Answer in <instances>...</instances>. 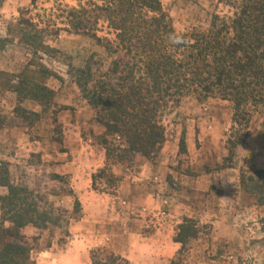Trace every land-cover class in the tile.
Segmentation results:
<instances>
[{
  "label": "rangeland",
  "instance_id": "obj_1",
  "mask_svg": "<svg viewBox=\"0 0 264 264\" xmlns=\"http://www.w3.org/2000/svg\"><path fill=\"white\" fill-rule=\"evenodd\" d=\"M161 2L173 19L178 33H185L192 27L206 28L214 13L228 12V8L220 4L219 0H161ZM77 4V0H40L37 6L33 7L29 0H0V38L7 40L5 43L4 40L0 42V65L19 70L8 73V77L0 75V92L10 90V86L16 85V76L26 71L38 82L55 88L57 90L55 97L58 100L81 101L91 108L81 97L75 79L69 72L72 67H85L92 55L95 56V61L104 64V69L109 67L111 59L108 51L91 37L69 34L63 30L66 22V13L63 12L66 8ZM27 18L33 19L45 29L44 41L59 50V53L44 56L41 53L37 57L34 56L33 50L22 39V34L30 31L25 26H20L21 20ZM100 25L102 26L101 23ZM57 28L62 30L58 32ZM21 29L23 33L20 32ZM104 30L103 28L98 34L106 35ZM43 66L48 68L52 76L41 72ZM8 78L9 87L4 82ZM48 108L46 106L45 110ZM62 108L63 105L60 103L53 112ZM90 110L93 113L92 109ZM233 114L232 105L219 98L199 100L195 95L184 97L179 107L164 120L167 140L157 157L151 161L139 158L132 164L113 166L115 176L121 178L119 184L112 180V184L116 186L108 183L111 171L105 175L98 173L105 166V149L100 145L97 138L99 135L82 122L79 124L82 126V140L79 141L84 145V150L81 148L79 152H72L69 147L72 146L73 139L69 142L66 140L64 125L58 123V127H55L49 139L53 143L51 151L50 147L44 153L36 148L33 155L22 157L20 163L10 162L11 164L3 161L4 159L1 158L4 157L0 156V161L8 163L10 174L14 178L11 177L13 182L32 194V200L39 206L40 212L48 213L49 223L46 229L30 225L21 232L25 236V240L22 241L31 249L27 264H93L94 260L96 263L109 262L114 254L106 245L91 246L96 238L100 239V236L108 242L106 229L93 228L92 231L89 228L78 229L79 234H74L72 227L85 215L84 201L76 191L70 176L56 173L54 164L61 161L52 159L50 152H68L67 159L77 158L80 163L78 167H85L82 169L85 170V178L86 173H89V184H81L83 191L88 189L98 198H107L117 211L127 212L125 216L127 229H138L139 239L152 235L154 230L152 216H143L136 211L131 213L133 210L129 212L128 209H124L126 206L122 204L123 199L117 197L120 196L123 181L129 180L141 185L142 173L145 172L146 166H151L152 163L158 165L156 161H160L156 171H150L154 174L153 179L150 180L155 188H158L162 203L164 202L160 210L166 212L171 208L170 199H176L174 202L176 205L182 202L188 210L187 214L179 218L180 224L184 218H190L195 222L196 231V236L189 238L185 245L181 246V250L170 264H262L258 258L260 255H257L256 251L259 244H262L260 233L264 231V219L251 217L250 207L253 203L256 204V201L242 191V177L247 176L244 172L250 174L262 168L246 166L237 172L241 197L234 198L226 195V192L236 190L230 186L236 172L229 169L236 168L244 158L247 162L253 159L260 162L264 157V133H262L264 106L252 113L248 130L240 126L233 128ZM35 119L36 117L32 115L26 121L33 122ZM190 131H194L192 149L188 145ZM30 135L34 139H42V134L30 132ZM241 136H245L244 142L236 145L231 151L230 141L236 143ZM182 139L186 144L185 151L180 147ZM248 140H251V145L249 142L246 143ZM241 145H248V149H241L243 147ZM8 151L14 152L12 149ZM93 175H97L98 189L92 186ZM161 185L163 187H160ZM6 192L7 189H0L1 195H5ZM202 208L204 210L210 208V213L201 214L203 210H199ZM94 209L90 211V215L99 216V209ZM34 218L43 225V218L39 217L38 213ZM216 222H223L231 225L232 228L216 229ZM234 225L236 228H233ZM122 229L117 231L124 232ZM177 229L176 227L175 236ZM82 232L85 233L84 236H79ZM94 236L97 237L92 241ZM217 238H222L225 243ZM72 242L74 245L67 259L68 245ZM229 251L234 252L237 259L226 258ZM128 262L133 264L129 260Z\"/></svg>",
  "mask_w": 264,
  "mask_h": 264
},
{
  "label": "trees",
  "instance_id": "obj_2",
  "mask_svg": "<svg viewBox=\"0 0 264 264\" xmlns=\"http://www.w3.org/2000/svg\"><path fill=\"white\" fill-rule=\"evenodd\" d=\"M29 1L36 7L40 0ZM77 1V6L63 12V30L91 37L108 51L111 59L104 69V64L92 55L85 67H72L69 72L93 111V121L104 128L97 138L105 149L106 162L98 173L111 171L109 184L112 180L121 182L113 166L157 157L167 140L164 120L184 97L195 95L199 100L219 98L229 102L234 112L233 128L245 130L252 113L264 106V0H219L228 8L226 14L214 13L206 28L192 27L185 33L177 32L161 0ZM20 26L30 30L22 34V39L34 56L59 53L46 44L45 29L33 19L21 20ZM103 28L106 35L100 36ZM170 36L185 43H173ZM40 70L52 76L47 67ZM16 78L13 87L9 78L4 82L15 90L20 101L32 98L44 104L54 102L56 93L34 76L22 71ZM17 112L25 120L38 116L21 107ZM247 135L236 143L230 141L231 151ZM180 147L185 151L184 139ZM8 167L7 162L0 161V189L8 191L0 194V264H27L31 249L22 241L25 236L21 232L30 225L46 229L48 213L40 212L32 194L13 182ZM244 173L247 176L242 177V191L264 206V170ZM96 177L93 175L94 189H98ZM36 213L43 218V225L34 218ZM194 236V220L184 218L174 241L184 246ZM93 264L129 262L112 254L109 262L94 260Z\"/></svg>",
  "mask_w": 264,
  "mask_h": 264
},
{
  "label": "crops",
  "instance_id": "obj_3",
  "mask_svg": "<svg viewBox=\"0 0 264 264\" xmlns=\"http://www.w3.org/2000/svg\"><path fill=\"white\" fill-rule=\"evenodd\" d=\"M15 72H19V70L8 69L5 68V66L0 65V74L2 76H8V73ZM15 84H17L16 81ZM47 86L50 88V85ZM50 89L55 93L57 91L55 88ZM54 98L53 103L44 104L43 102L32 98L20 101L15 90H3L0 92V156L4 157L1 158L4 159L3 161L20 163L22 157L33 155L36 148H39L40 151H43L44 153L47 151V148L50 147L51 151L53 143L51 140L49 141V139L52 137L55 127H58V123L64 125L67 135L66 140L69 142L73 139V144L69 147L73 153H75V151L79 152L81 148L84 150V145L79 141L82 140V126L79 125L81 122L87 124L89 128L93 129L94 133L98 135L103 134L104 128L93 121L94 116L90 110L91 108L86 106L84 102H73L72 100H58L57 97ZM60 103L63 105V108L60 111L53 112V109H55ZM46 106L49 107L48 110L50 111L45 110ZM18 107L36 113L38 116H36V119L33 122H28L17 112ZM75 123L77 125H75ZM30 132H36L38 135L42 134V139H34L30 135ZM193 132L190 131L188 133V145L190 146V149H192ZM262 133L264 132L262 131ZM217 134L218 131L216 130L215 135L217 136ZM248 142L250 143L251 140H248L246 143ZM65 143L67 142L65 141ZM243 145H241V147ZM8 149H12L14 152L8 151ZM241 149H248V145L243 146ZM3 151L5 153H3ZM68 155V152H50V157L52 159L61 161L54 164L56 173L60 175H69L74 182L76 191L84 201L85 215L72 227L74 234H79L78 229L85 230L89 228L90 231H92L93 228H104L107 230L106 235L109 236L108 242H105L101 236L99 240H97V236H94L92 237V241L95 238L96 240H94V243H92L91 246L98 247L106 245L114 254L128 259L133 264H170L179 253L182 246L180 243L174 241L176 232L175 228H178V225L181 223L179 218L187 214L188 209H185L186 206L182 202H179V204L176 205V203H174L176 202V199H170L172 206L169 207L171 208L166 212L160 210L162 209L161 206L163 207L164 202L162 203L159 195L160 192L157 191L158 188L156 189V186L152 184V180H150L153 179L152 177L154 176L150 171H156L157 166L160 165V161H156L158 165L150 163L151 166H146L145 172L142 173L141 178L143 184L141 183V185H139L138 183L129 180L123 181L120 187V196L117 197L118 199H123L122 204L126 206L124 209H128L129 212L133 210L131 213H135L136 211L140 212L143 216H152L151 222L154 229L152 235L148 238L139 239L138 236L140 235H138V229H127V224L125 222V216L128 214L127 212L122 211L123 213H121V211H117L107 198H98L94 193H90L88 189L83 191L81 184H89V173H86L87 177L85 178V170H82L85 167H78L80 163L77 158L67 159ZM246 166H248V168L250 166L258 167L264 170V157H262V161L260 160V162H256L254 159L251 160V162H247L244 158L236 168L229 169L236 172L233 176L234 179H232L230 184V186L234 187L236 190H229L226 192V195L233 196L234 198L241 197L240 184L237 180L238 176L236 174L241 168ZM160 187L163 186L161 185ZM7 193L8 191L5 194ZM94 208L99 209V216L96 215L94 217L90 215V211H94ZM201 210H203L200 212L201 214H203V212L207 214L210 213V208H207L206 210L202 208L199 211ZM102 213L103 216H101ZM250 215L253 219L259 217V219L263 220L264 206H259L253 203L250 207ZM257 225L260 224L257 223ZM122 227H126V229H122ZM234 227L235 225L233 228ZM223 228L227 230L232 227L223 222H216V229L220 230ZM117 229H122L124 232L117 231ZM83 234L85 233L82 232L79 236H84ZM260 234L262 236V244H259L256 254L261 256V258L260 256L258 258L262 261V264H264V231ZM261 236H259V238ZM217 239L220 242L225 243L222 238ZM233 240L234 239H232V241ZM227 243H230L229 240ZM73 245V242L68 245V250L66 252L67 259H69V251H71ZM226 258H229L230 260L237 259V256L234 252L229 251L228 254H226Z\"/></svg>",
  "mask_w": 264,
  "mask_h": 264
},
{
  "label": "clouds",
  "instance_id": "obj_4",
  "mask_svg": "<svg viewBox=\"0 0 264 264\" xmlns=\"http://www.w3.org/2000/svg\"><path fill=\"white\" fill-rule=\"evenodd\" d=\"M170 40L176 44L185 43V41H183L181 38L177 36H170Z\"/></svg>",
  "mask_w": 264,
  "mask_h": 264
}]
</instances>
